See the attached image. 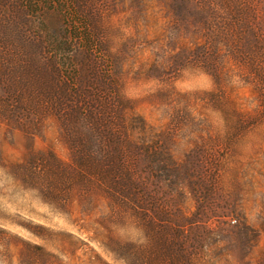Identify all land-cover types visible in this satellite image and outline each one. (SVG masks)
Masks as SVG:
<instances>
[{
    "label": "rangeland",
    "instance_id": "obj_1",
    "mask_svg": "<svg viewBox=\"0 0 264 264\" xmlns=\"http://www.w3.org/2000/svg\"><path fill=\"white\" fill-rule=\"evenodd\" d=\"M0 0V264H264V0Z\"/></svg>",
    "mask_w": 264,
    "mask_h": 264
},
{
    "label": "trees",
    "instance_id": "obj_2",
    "mask_svg": "<svg viewBox=\"0 0 264 264\" xmlns=\"http://www.w3.org/2000/svg\"><path fill=\"white\" fill-rule=\"evenodd\" d=\"M23 8L33 12L39 17H44L53 12H59L63 16L71 14L70 4L72 0H20Z\"/></svg>",
    "mask_w": 264,
    "mask_h": 264
}]
</instances>
